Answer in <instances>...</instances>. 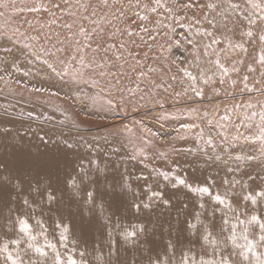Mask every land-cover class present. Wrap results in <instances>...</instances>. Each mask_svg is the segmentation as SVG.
Returning <instances> with one entry per match:
<instances>
[{
	"label": "rangeland",
	"instance_id": "1",
	"mask_svg": "<svg viewBox=\"0 0 264 264\" xmlns=\"http://www.w3.org/2000/svg\"><path fill=\"white\" fill-rule=\"evenodd\" d=\"M4 2L7 7H0V46L11 48L12 55L32 67L25 68L29 76L18 78V73H24L20 69L23 62L15 68L7 64L3 54L0 56L1 129L8 131L3 125L6 122L17 123V128L51 127L82 146L110 137L125 152L126 159L119 161H131L133 171L139 166L136 155L148 156V150L140 146L165 148L162 144L176 140L189 149V158L200 164L233 171L256 169L257 178L251 179L255 187L244 194L213 190L217 192L213 195L221 193L226 204L212 201L196 219L201 225L212 226V237L221 232V226L226 227L224 237L229 236L232 225H236L237 239L244 240L245 230H250L247 235L258 236V226L248 221L254 213L264 219V200L256 197V192L264 189V146L245 138L258 132L259 113L264 111V65L260 63L264 42L259 39L264 23L259 21V9H252L247 0H183L193 4L190 9H184L180 0H160L164 5L175 3L171 14L155 0H107V6L104 0ZM253 2L264 5V0ZM230 3L239 8H230ZM145 4L157 11L145 9ZM208 4L217 8L205 7ZM253 12L256 24L250 26L245 16ZM137 13L148 19L140 20ZM249 29L254 33L251 38L245 35ZM129 31L133 36L127 34ZM205 31L213 32L220 43H212L213 37L204 36ZM168 38L183 41V46L173 47L169 54ZM23 39L27 41L24 44ZM32 53L43 56L40 59ZM42 57L67 75L56 76L41 63ZM5 65L9 72H5ZM187 73L196 77L195 82ZM28 79L46 87L32 86ZM91 79H103L106 86L95 89ZM197 89L204 91L202 100L196 96ZM54 92L57 95H52ZM111 94L115 100L108 98ZM30 114L38 119H31ZM224 116L228 119H222ZM117 118L124 121L117 123ZM151 123L159 125L166 135L161 136ZM85 149L84 145L80 151ZM236 156L242 159L236 160ZM148 158L149 163L140 159L146 167H172L171 161ZM246 195L256 197L260 204L252 206L250 200H244ZM145 209L146 215L156 213ZM0 240L3 244L8 238L3 235Z\"/></svg>",
	"mask_w": 264,
	"mask_h": 264
},
{
	"label": "bare ground",
	"instance_id": "2",
	"mask_svg": "<svg viewBox=\"0 0 264 264\" xmlns=\"http://www.w3.org/2000/svg\"><path fill=\"white\" fill-rule=\"evenodd\" d=\"M222 10L226 11L227 8L223 7ZM20 41L23 44L27 42L24 39ZM3 47V45L0 46V56L3 54ZM40 55L42 54H39L38 57L41 59ZM5 57L9 61L7 64L12 67L16 68L24 64L22 67L19 66L20 69H24V73H18V78L26 76L27 71L25 68L32 67L31 63L24 62L16 54ZM13 57L17 58L15 65H12ZM42 58L44 60V57ZM5 68L7 69V65H5ZM5 72H9V69ZM91 80L95 89L106 86L103 79ZM26 82L31 83L32 86H45L44 83L33 81V79H28ZM102 85L104 86L102 87ZM107 91L112 94L114 92L113 89ZM112 94L108 98L115 100ZM122 121H124L122 118L115 120L117 123ZM16 124L15 122L4 123L3 125L7 126L8 131L0 128V137L3 138L0 141V160L12 167L31 161L35 155L55 158L59 162L54 172V182L57 188L63 190L65 181H69L71 185L68 192L65 193V199L60 205L59 213L56 211L49 212L47 205L43 207L37 205L35 210H28L22 216L30 225L32 235L37 237L34 242L37 246L43 247L46 238L52 243H57L63 229L56 228L54 222L59 221L62 216L63 224L68 227L70 235L67 247L59 243H57V247L63 256L70 253L74 254L77 261L81 259L80 252L83 251V259L86 264H103V260L109 259V249L113 242H115V254L111 257L113 264H132L133 261L135 264H148L150 257L163 256L169 241L176 245L177 258H179L181 251L188 249H191L198 259L203 256L206 260H219L221 254L228 256L230 253L241 251V249H234L230 241L227 242L226 247L224 246L223 242L226 238L224 232L216 233V237H212V226L201 225L197 221L196 217L204 209L200 207V204L207 207L211 205L213 200L209 198L208 194L200 193L196 189L208 184L211 187L212 194L217 193L213 191L215 189L244 194L246 190H251L252 187L256 186L251 179L257 178L258 170L233 171L230 168H223L220 165L214 166L211 163L200 164L195 159H190L189 149L183 146L180 140H176L175 143L162 144L165 148L158 146L154 148L148 145H144V148L140 146L146 152L148 150V156L136 155L139 166L137 165V170L133 171L130 167L131 161L125 160L126 163L119 161V159H126L125 152L110 137H107L106 140H92L84 143L86 147L84 151H80L84 148V145L78 144L76 140L75 142L70 140L74 143V147L69 151L66 150L65 137L68 138L70 135H62L64 131L43 126L35 127L36 129L33 127L22 128V126L17 128L14 127L17 126ZM151 124L156 130L162 132L161 136L166 135V131L161 129L159 125ZM35 130L37 132H34ZM41 136H44L47 142L42 141ZM174 146L177 147L173 148ZM80 147L82 148L80 149ZM77 149H80L79 152L76 151ZM149 156H152L153 159H160L162 162L171 161V169L168 170L166 165L146 167L147 163L150 162L147 160ZM79 157H83V159H79ZM143 158L148 162L141 161ZM89 160L92 162L89 163ZM81 165H83L82 168ZM74 168L76 172L81 174L87 173L85 184L80 183L76 172L73 171ZM69 176L75 179V184H72ZM143 177H147V179H143ZM179 179H184L187 184L180 186L177 183ZM89 181H95L92 188L97 189L100 195L96 197L95 205L86 204L81 207L82 201L86 199L84 187ZM188 185H191V191H189ZM161 192L164 194V198L170 200L171 206L165 207L163 205L162 198L159 195ZM73 195L81 203H73L70 199ZM137 204L141 207L148 204L150 205L148 208L156 213L152 212L154 215H146L145 213L148 210L145 208H140L137 211ZM259 204L260 200L257 199L256 205ZM185 205L187 206L185 207ZM252 209H249V211ZM258 210L260 209L256 211ZM91 212L93 213L92 216L89 215ZM135 212L141 213L140 216L135 215ZM12 215L15 218L16 213L13 212ZM2 222L0 220V224ZM186 222L192 223L195 228L188 229ZM140 224L145 226V234L140 235L136 242L126 241L122 235L125 229L131 230L133 225ZM213 228L216 232L217 228L214 226ZM221 228L226 229L223 226ZM0 230H3V232L0 231V238L3 235L7 236L9 250L15 256L16 248L11 240L17 238V231L15 229ZM71 233H75L78 242H73ZM207 233H211V235L208 236V242L205 243L202 235ZM248 236L249 239L258 240V236ZM237 243L245 244L246 241L237 239ZM0 245H2L1 240ZM26 247V243L22 242L20 250L25 264H28L32 259H41L32 250L25 252ZM221 248L223 249L222 253ZM45 251L51 255V249H45ZM256 251L264 253V247L258 246ZM234 258L241 259L239 255ZM252 259L251 254H249V260ZM0 264H4L3 259H0ZM243 264H248V262L245 261Z\"/></svg>",
	"mask_w": 264,
	"mask_h": 264
},
{
	"label": "snow or ice",
	"instance_id": "3",
	"mask_svg": "<svg viewBox=\"0 0 264 264\" xmlns=\"http://www.w3.org/2000/svg\"><path fill=\"white\" fill-rule=\"evenodd\" d=\"M247 2L251 5L252 9H259V21L261 23H264V5H261L259 3H254L253 0H247ZM105 6H107V0H104ZM180 3L183 5L184 9H190L193 7V4L191 3H183V0H180ZM155 4L158 7L165 8V10L171 14L176 7L175 3L173 5H164L160 3V0H155ZM58 6V5H57ZM139 6V5H137ZM232 9L239 8L238 4H229L228 5ZM0 7H7V4L4 2V0H0ZM145 9H150L152 12H156V7H151L149 4L144 5ZM205 7L210 9L217 8L216 4H208L205 5ZM139 16V13L136 14ZM255 13H251L247 16H245V19H247L248 24L250 26L256 24V20L253 19V16ZM140 20H147L148 16H139ZM209 24L213 26V28L216 27L214 22L212 20L208 21ZM144 30H147L146 28ZM129 36H133V33L129 31L127 33ZM149 35L151 33L149 32ZM204 36L213 37L212 43H220V40L215 38L213 32L205 31L203 33ZM245 35H247L249 38L253 37L254 33L251 29H249ZM259 39L261 42H264V34H261L259 36ZM153 40H155V37H153ZM191 43V41H189ZM183 46V41H176L172 40L171 38H168V47L167 52L171 54L173 47H181ZM25 48L30 47L29 45H25ZM237 47H242L241 45H237ZM246 51V49H245ZM3 55H12V49L4 46L3 47ZM32 55H37L36 53H32ZM37 58H39L37 56ZM16 57H13L12 65H15ZM74 59V58H73ZM7 63V61H4ZM41 63L46 64L49 69L56 75L61 76L67 75V72L61 69V71H57L56 67L49 63L48 60H41ZM260 63L264 65V55H261L260 57ZM217 67H220L219 61H217ZM250 71L252 69H249ZM226 72L227 70L224 69ZM27 75V73H25ZM189 78L195 82L196 77L192 76L191 73H187ZM2 79V77H0ZM245 79V88H247V77ZM205 83H208L207 80L204 81ZM221 83H223V80H221ZM233 84L235 85V81H233ZM34 92H39L41 89L39 88H32L31 89ZM52 95H57V93H52ZM196 96L200 97L202 100L204 98V91L203 89H197L196 90ZM249 107H252V105H248ZM260 116V125L258 132L255 135L248 136L245 139L251 143H257L259 142L262 146H264V111H261L259 113ZM31 119H38L36 116H32L30 114ZM222 119L227 120L228 117L224 116ZM155 135V133H153ZM40 139L42 141H45V137L41 136ZM208 144H212V141L209 140ZM65 146L66 150H71L74 147V143L68 140V138H65ZM118 151V150H117ZM66 153H68L66 151ZM79 159H83V157H79ZM236 160L242 159L240 156L235 157ZM92 161L89 160V163ZM58 161L55 158H45L41 155H35L32 157L31 161H28L26 163L12 166L10 167L8 163L4 162L3 160H0V220H3V223L0 224V229H9L13 230L15 229L18 233L17 238H14L11 240V243L15 245L16 248V254L13 255L12 251L9 250V242L5 241L2 245H0V259H3L4 264H25V261L23 260V257L21 255L20 245L22 242L26 243L27 247L24 250L25 252L32 250L34 253H36L41 259L36 260L32 259L28 262V264H86V261L83 259L84 252H80L81 259L77 261V259L74 258V254L70 253L67 256H63L60 252V250L57 247V243L60 245L67 247V241L69 239L70 231L68 227H66L63 224V217L61 216L59 221L54 222L55 227L58 229H63L60 232V237L57 243H52L51 241L45 239V243L43 247L37 246L34 242L36 241L37 237L32 235L31 227L28 224L26 219H23L22 216L28 211V210H35V207L39 205L40 207H43L44 205H47V210L49 212L56 211L59 213L60 205L63 203L65 199V193L68 192L69 187L71 186L69 181H65L64 189L61 190L57 188L55 182H54V172L57 168ZM81 168L83 165L80 166ZM74 172H76V169H73ZM76 176L79 178L80 183L83 185L85 184V179L87 177V173L81 174L80 172H76ZM167 179V177H165ZM143 179H147V177H143ZM69 180H71L72 184H75V179L71 176H69ZM95 181H89L87 185L84 187V192L86 193V199H84L81 202L76 200V197L73 195L70 197L71 201L73 203H81V207L86 204H92L95 205L96 203V197L100 195L97 189L92 188V184H94ZM177 183L180 186H184L187 184V182L184 179H179ZM189 191L192 190L191 185H188ZM198 192L203 194H208L209 198L214 201L217 205H225L226 201L221 197L220 194L213 195L211 192V187L208 184H205L198 189H196ZM159 195L162 198L163 205L165 207L171 206V202L169 199L164 198V194L161 192ZM256 197H259L261 200H264V189H261L260 191L256 192ZM256 197H253L251 195H246L244 197L245 201H251L253 205L257 204ZM187 205H185L186 207ZM231 210L230 205H226ZM145 208L150 207V205L145 204ZM200 207L203 208L204 205L200 204ZM137 211L140 209V205H136ZM15 212L16 216L13 218L12 213ZM249 224H255L258 226V240L249 239V236L247 235V230H245V234L243 236V239L246 241L245 244H238L237 243V236H236V225H232L231 228V234L225 238L224 246H227V242L230 241L232 247L234 249H241L239 253H230L228 256H224L221 254V258L219 260L216 259H204L203 256H201L199 259L197 256L192 253L191 249L181 251L179 254V258L176 256V245L169 241L167 248L163 254V256L157 255L155 258L150 257L148 264H243V262L247 261L248 264H264V253H258L256 251L257 247H264V219H262L258 214H252L250 217V220L248 221ZM187 223L188 229H194L195 225H193L190 222ZM224 223H227V220H224ZM243 223V221H241ZM145 226L143 224L140 225H133L131 230L125 229V231L122 233L124 239L131 240L133 242L138 241L139 236L145 234ZM226 231V229L221 228V232ZM73 237V242H78L77 238L75 237V233H71ZM211 235V233L203 234L202 239L205 243L208 242V236ZM216 243L215 241L213 242ZM45 249H51V255ZM115 242H113L112 246L109 249V259L103 260V264H113V261L111 257L115 254ZM223 249L221 248V253ZM249 254H251L252 260H249ZM236 255H239L241 257L240 260L235 259L234 257ZM132 264H135L133 261Z\"/></svg>",
	"mask_w": 264,
	"mask_h": 264
}]
</instances>
